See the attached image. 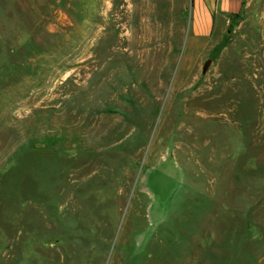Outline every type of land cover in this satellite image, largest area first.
<instances>
[{"label": "rangeland", "instance_id": "obj_1", "mask_svg": "<svg viewBox=\"0 0 264 264\" xmlns=\"http://www.w3.org/2000/svg\"><path fill=\"white\" fill-rule=\"evenodd\" d=\"M194 7L0 0V264H264V0Z\"/></svg>", "mask_w": 264, "mask_h": 264}, {"label": "crops", "instance_id": "obj_2", "mask_svg": "<svg viewBox=\"0 0 264 264\" xmlns=\"http://www.w3.org/2000/svg\"><path fill=\"white\" fill-rule=\"evenodd\" d=\"M244 0H195L193 8V41L191 47H209L211 37L222 33L235 23Z\"/></svg>", "mask_w": 264, "mask_h": 264}, {"label": "water", "instance_id": "obj_3", "mask_svg": "<svg viewBox=\"0 0 264 264\" xmlns=\"http://www.w3.org/2000/svg\"><path fill=\"white\" fill-rule=\"evenodd\" d=\"M230 33V32H229ZM213 61L211 59H208L203 66V70H202V75H201V80L204 81L206 78V75L212 65Z\"/></svg>", "mask_w": 264, "mask_h": 264}]
</instances>
